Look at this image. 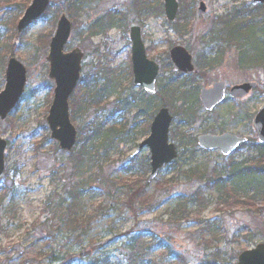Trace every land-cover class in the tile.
I'll return each instance as SVG.
<instances>
[{"label":"rangeland","instance_id":"rangeland-1","mask_svg":"<svg viewBox=\"0 0 264 264\" xmlns=\"http://www.w3.org/2000/svg\"><path fill=\"white\" fill-rule=\"evenodd\" d=\"M132 1L94 0L89 3L83 11L86 17L82 14L75 17L76 23L65 47L67 51L79 48L83 52L81 79L100 66L110 65L113 69L125 72L124 76L119 77L121 86L106 96L108 106L106 104L105 108L90 109L83 120L73 122L75 128L84 126L86 122L104 123L109 129L124 126V129L118 132L111 130L117 145L108 155L103 172L104 177L112 179L122 176L125 167L136 168L138 165L149 164L147 148L135 157L131 156L138 144L149 135L147 127L154 113L151 115L143 106L140 108L141 115H137L136 108H130L123 113L125 97L122 98L121 104H115V99L121 95L126 96L123 91L129 88L130 81L126 77L130 57L129 25L135 23L141 28L148 59L159 65L157 96L149 99L152 106H157L160 102V85L168 84L174 73L172 68L167 67L170 63L169 50L175 45L182 46L194 61L195 54L198 53L199 38L215 29L212 25L214 18L229 14L234 7L253 6L252 0H190L189 10L192 15L182 37L166 22L160 12V5L154 7L155 12L152 15L143 11L141 17L134 14L132 6L131 13L120 22V30H107V27L102 36L94 34V38L90 40L87 29L93 25V21L97 19L95 17L102 13L105 16L110 7H115L118 9L115 12L124 14L122 3L128 4ZM199 3L206 6V13L202 16L196 13ZM61 4L62 0L52 1L48 5L50 11H45L40 20L24 29L22 33H17L16 25L18 26L24 11L20 14L15 11H0V91L3 88L5 67L11 57L24 65L28 78L22 100L5 121H0V139L7 143L4 171L0 178V191L2 189L5 192V199L0 201V264H50L51 261L44 257L49 245L50 249L59 250L62 258L65 257L63 262L56 264H96L98 260L107 264H130L131 251L127 250V246L139 235L144 237L138 252L139 258H142L139 264H207L213 260V256H217L218 264H236L238 255L264 243L263 199L257 200L256 207L260 211L256 212L239 204L233 209H223L219 205L217 192L205 193L202 210L187 204L186 211L190 214L188 219L179 221L177 218L175 223H170L167 214L176 205V200L180 196L189 199L203 184L196 179L182 178L180 183L166 188L167 192L159 191L156 185L169 181L172 177V169L167 166L162 168L151 183L147 181L148 169L143 172L139 170L142 175L136 174L132 179L137 181L134 183L136 188L146 185L147 192L155 193L153 210L147 212L140 206L137 208V205L133 207L134 212L124 209L126 190L122 189L118 182V186L110 187L109 184L106 188L110 196H107L104 190L97 189L95 193L92 192L95 194L94 199L89 196L82 199L81 216L84 218L85 214H89L92 221L90 220L89 228L81 240L77 238L79 230L75 233L58 231L60 221L57 216L61 214L59 210L65 207L64 200L73 193L68 156L79 147L78 144L70 153L60 151L57 144L50 139L45 123L53 84L47 77L48 66L45 58L48 43L45 44L44 40L48 34L53 36ZM187 9L188 7L185 8L186 11ZM13 12L16 17L12 19L10 17L15 16ZM234 50L224 52L220 68L202 79L192 78L189 84L192 86H188V90L198 88L199 92L201 88H208L215 82H225L228 87H232L250 81L258 84L257 90L243 101L228 99L211 113H205L199 105H194L192 110L195 116L192 121H186L184 116H181V111L180 116H176L174 111L175 108L184 111L188 104L185 106L176 101L169 107L170 114L175 117L170 126L169 141L176 147L181 146V141L186 145L185 149L182 147L178 150L174 167L182 166L183 170H186L199 166L206 171L207 176L213 169L222 171L230 158H223L218 152H199L194 141L201 134L228 133L245 137L249 141L255 138L252 119L264 107V70L252 71L249 75L239 73L236 69ZM81 79L80 82L83 81ZM85 84L86 82L83 86ZM97 84L102 82L97 81ZM130 90L133 97L137 96V89L130 88L128 93ZM115 107L118 109L116 112ZM235 120L237 121L234 124ZM174 134L177 137L175 141ZM184 152H187V156ZM249 155L251 154L248 149L244 148L231 158L240 162ZM227 174L225 171L221 176L227 178ZM93 176L89 172L83 175ZM79 181L80 179H77V182ZM227 187L232 188L231 185ZM241 193L236 195L241 199L240 202L245 199V195L252 196L251 191ZM10 204L13 207L11 211ZM181 212L179 211L180 214ZM158 246H161V250ZM164 248L168 255L162 250Z\"/></svg>","mask_w":264,"mask_h":264},{"label":"trees","instance_id":"trees-1","mask_svg":"<svg viewBox=\"0 0 264 264\" xmlns=\"http://www.w3.org/2000/svg\"><path fill=\"white\" fill-rule=\"evenodd\" d=\"M29 1L31 0H0V11H15L17 14H20V12L26 9ZM52 1L54 0H51V3ZM93 1L94 0H62V4L59 6V13L64 12L71 21L73 27L76 23L75 17L82 14L86 6ZM180 1V15L177 21L172 24V27L175 33L182 37V33L185 31L192 13L189 10L191 6V3L189 4L190 0ZM154 7L155 4L151 0H135V5H133V8L139 16H142L143 11H145V13L153 12ZM187 7L188 9L186 11L185 8ZM49 11L48 8L46 13ZM15 12H13V14H15ZM15 17L16 14L10 18L13 19ZM261 19H263V16L260 12L257 13L254 10H249L246 6L233 9L231 14L216 19L214 21L215 24H213L215 29L208 32L209 34L207 33L199 38L201 48L198 49L196 57L198 74L200 75L201 72L206 73L207 71L219 67L224 52L232 49H235L234 51L236 52V54L234 53L236 57L235 63L239 72L247 73L253 69L264 70V19ZM113 23L114 19L112 18L108 19L107 22L101 23L98 19L93 23L91 28L87 29V33L89 36L101 33L103 32V27L107 24L111 26ZM12 26L15 27V24ZM183 35H185V33ZM47 36H50V34ZM48 40L49 38L45 37V44L48 43ZM212 50H216V52L213 54ZM94 76L96 80H100L98 77H101L107 84L101 87L96 86V88H94L95 91L83 90V92H80L82 94L80 100L78 102L74 100L71 105L73 113L72 120L81 119L87 107H99L106 96L112 93V88L116 80H111L110 77L114 78V71L106 67H101L96 70V73L94 72ZM162 85V88H160L159 104L157 106H152L151 102L148 103L147 108L151 112V115L155 113L156 109L161 107L169 108L173 106L176 101H179L185 106L188 104V107L185 108L184 111L175 108V115L180 116L181 113H179V111H181V116H184L183 118L187 121H192L195 116L192 107L197 104V93L186 90L184 87L187 85L184 84L181 86L180 84H175L171 88L167 84ZM120 129L123 128L115 127L114 130L117 131ZM80 133L78 150L69 156L71 190L73 193L69 194V197L64 200L65 207L59 210L61 214L57 216L60 221V224L57 226L59 228L58 231L64 230L65 232L75 233L79 230V234L77 235L78 240H81L82 236L86 234L90 220L92 221L89 214H85L84 218L81 216V208L83 207L81 201L85 196L94 199L95 194L93 195L92 192L95 193L97 189L104 190L106 195L110 196V194L106 192V188L109 187V184L111 185L110 187H116L119 182L121 188L126 190V201L123 207L130 212L133 211L135 205L138 206H136L137 208L140 206L147 212L153 210L154 204L152 203L155 199L154 192L149 193L145 190L148 186L144 185L136 188L134 183H137V181L136 179L132 180L134 175H142L139 170H142V172L145 171V164L138 165L136 168L129 167L126 174H122V176L117 178L115 177V179L104 177L103 170L107 165V157L110 152L114 150L115 145H117L115 142V135H107L108 131L104 130L103 125L100 124L96 125L95 128L91 126L85 129L84 127ZM176 139L177 137L174 134L173 141ZM249 144L250 147H248V151L251 155L240 162L230 159L229 162L225 164V167L222 168V171L213 169L208 176L206 175V171L199 168V166L189 167V169L186 170H183L182 166L172 169V177L169 181L158 183L156 185L157 190L167 192L166 188H169V186L175 183H180V179L182 178L185 180L196 179L198 182H202L203 186L197 188L189 199L180 196L178 200H176V205L172 211L167 214L169 222L175 223L177 218L179 221L188 219L190 214L186 211L185 205L187 204L193 207L196 206L202 210V206L205 204L203 195L207 192L212 193L213 191L217 192L219 195L217 199H219V205H221L223 209H233L236 204H239L240 206L245 205V208L254 210V212L260 211L258 207H256V203L257 200H264V146L256 144L255 141ZM180 145L181 148H186L185 143L182 141ZM225 171L226 174L228 171L227 178L221 176V173ZM85 172L92 173L94 176L83 177V175L86 174ZM77 179H80V181L77 182ZM227 185H231L232 188L227 187ZM242 191L243 194L251 191L252 196L247 197V195H245V199L240 202L241 199L236 195L239 193L242 194ZM0 192L2 193L0 194V201H2L5 199L3 198L5 192L2 189ZM11 210H13V207L10 204V211ZM179 211H182L181 214ZM143 238L142 235H139L132 240L128 246L126 245L127 250L131 251L130 264H139V260L142 259L139 258L140 255L138 252L144 240ZM158 247V249L161 248V246ZM49 249L48 252L46 251L44 253V257L51 261L50 264H56L65 260V257L63 256L62 258L59 250ZM162 250L166 251V255L169 254L165 248ZM80 253H82V250H80ZM64 255H66V252H64ZM81 256L82 255H80V257ZM216 257L217 256H213V260L207 264H218L219 262ZM96 262V264H107L105 261L101 260Z\"/></svg>","mask_w":264,"mask_h":264},{"label":"water","instance_id":"water-1","mask_svg":"<svg viewBox=\"0 0 264 264\" xmlns=\"http://www.w3.org/2000/svg\"><path fill=\"white\" fill-rule=\"evenodd\" d=\"M50 0H33L19 21L17 30L29 27L45 12ZM264 5V0H254ZM165 16L169 22L175 20L178 5L176 0H164ZM205 12V7L200 4L198 14ZM71 32V24L65 16H61L57 22L54 36L49 44V53L46 61L49 64V78L55 82L54 97L46 119L51 131V138L59 143L61 149L70 151L76 140V131L70 123L68 112V98L73 92L79 79L82 54L75 49L70 53H64ZM132 42V70L134 83L141 86L148 93H154L155 78L158 75V67L146 60L143 44L140 38V29L132 25L130 28ZM170 57L174 64V70L183 74L194 72L191 57L182 47H175L170 51ZM5 87L0 93V119L4 120L14 108L21 97L26 77L24 67L15 59L8 61L5 72ZM253 84H245L232 88L231 95L236 98L244 97ZM224 84H214L211 89L201 90L200 98L206 111H211L224 100ZM171 117L167 109L162 108L155 115L151 126L150 135L143 141L137 151L147 147L150 151L151 172L148 181H152L163 165L169 164L176 157V150L168 143V129ZM253 128L257 140L264 144V108L254 117ZM198 146L207 151L219 150L227 156L245 142L229 134L221 136L203 135L197 139ZM6 143L0 140V175L4 168V150ZM237 264H264V244H259L253 250L240 254Z\"/></svg>","mask_w":264,"mask_h":264},{"label":"flooded vegetation","instance_id":"flooded-vegetation-1","mask_svg":"<svg viewBox=\"0 0 264 264\" xmlns=\"http://www.w3.org/2000/svg\"><path fill=\"white\" fill-rule=\"evenodd\" d=\"M119 77V75H117L116 76V78H118ZM126 77H128V74L126 73ZM119 82V81H118ZM119 84V86H121L120 85V83H118ZM182 85V84H181ZM180 85V86H181ZM168 86H169V84H168ZM173 85H170V88L172 87ZM160 88H162V86L160 87ZM160 88H159V90H160ZM129 89H130V86H129V88H127V90L126 91H123V93H126V94H129L128 92H129Z\"/></svg>","mask_w":264,"mask_h":264},{"label":"bare ground","instance_id":"bare-ground-1","mask_svg":"<svg viewBox=\"0 0 264 264\" xmlns=\"http://www.w3.org/2000/svg\"><path fill=\"white\" fill-rule=\"evenodd\" d=\"M54 87V86H53ZM50 135V134H49Z\"/></svg>","mask_w":264,"mask_h":264}]
</instances>
